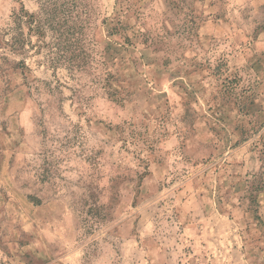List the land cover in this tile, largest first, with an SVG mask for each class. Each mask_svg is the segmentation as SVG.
I'll return each mask as SVG.
<instances>
[{"label":"rangeland","instance_id":"374dc122","mask_svg":"<svg viewBox=\"0 0 264 264\" xmlns=\"http://www.w3.org/2000/svg\"><path fill=\"white\" fill-rule=\"evenodd\" d=\"M262 171L264 0H0V264H264Z\"/></svg>","mask_w":264,"mask_h":264},{"label":"trees","instance_id":"16d2710c","mask_svg":"<svg viewBox=\"0 0 264 264\" xmlns=\"http://www.w3.org/2000/svg\"><path fill=\"white\" fill-rule=\"evenodd\" d=\"M22 16L28 17V20H30V18H33V15H29V13L24 8H22L20 11L17 12V17L19 19ZM10 46H11V44H10ZM262 179H264V171L261 172V174H260V180L259 181H261ZM96 214H94L95 215L94 217H96V218L99 217V216H96Z\"/></svg>","mask_w":264,"mask_h":264}]
</instances>
